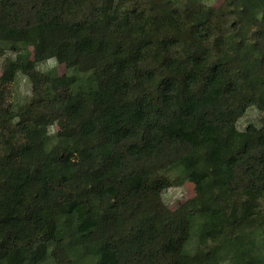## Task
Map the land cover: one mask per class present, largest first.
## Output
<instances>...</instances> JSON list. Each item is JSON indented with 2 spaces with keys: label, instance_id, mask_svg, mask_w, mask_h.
<instances>
[{
  "label": "trees",
  "instance_id": "trees-1",
  "mask_svg": "<svg viewBox=\"0 0 264 264\" xmlns=\"http://www.w3.org/2000/svg\"><path fill=\"white\" fill-rule=\"evenodd\" d=\"M0 59V264H264V0H0Z\"/></svg>",
  "mask_w": 264,
  "mask_h": 264
},
{
  "label": "rangeland",
  "instance_id": "rangeland-1",
  "mask_svg": "<svg viewBox=\"0 0 264 264\" xmlns=\"http://www.w3.org/2000/svg\"><path fill=\"white\" fill-rule=\"evenodd\" d=\"M3 59H0V74ZM38 69L43 72H53L58 75H64L68 71L64 65L56 63L54 60H47L38 66ZM31 96V84L29 80L20 75L14 87V101L18 104L24 103ZM264 117V112H260L256 108H249L245 115L238 121L237 127L244 131L249 125L259 126L260 119ZM196 195V188L193 182L189 179L181 181L179 185L169 188L164 193V201L175 209L183 204L185 201L194 198Z\"/></svg>",
  "mask_w": 264,
  "mask_h": 264
}]
</instances>
